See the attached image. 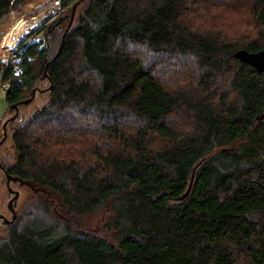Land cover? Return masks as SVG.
I'll return each instance as SVG.
<instances>
[{
    "label": "trees",
    "instance_id": "obj_1",
    "mask_svg": "<svg viewBox=\"0 0 264 264\" xmlns=\"http://www.w3.org/2000/svg\"><path fill=\"white\" fill-rule=\"evenodd\" d=\"M61 6L5 93L39 103L0 118V163L32 185L0 264H264V71L235 56L264 49V0ZM100 208L110 235L80 228Z\"/></svg>",
    "mask_w": 264,
    "mask_h": 264
},
{
    "label": "rangeland",
    "instance_id": "obj_2",
    "mask_svg": "<svg viewBox=\"0 0 264 264\" xmlns=\"http://www.w3.org/2000/svg\"><path fill=\"white\" fill-rule=\"evenodd\" d=\"M40 1L41 0H28L27 2L21 4L19 7H17L16 9L12 10L8 15H6L2 19V22L0 23V54L5 52L4 51L5 43L7 45H13V43L17 42V41L20 43V41H22L24 38H27V36H29L34 30L37 29V28H33V29L26 31L25 33H21L22 37L20 39H18L17 41H13L11 39V36H10L11 27L15 23L22 22L26 19L32 20L31 16L35 13V11L33 9L34 5L39 3ZM80 5L81 4H79V6ZM75 12H74V14H75ZM64 13H65V11H64ZM73 17H74V15H73ZM54 19H56V18H54ZM22 34H25V35H22ZM38 38H39V36H38ZM5 93L6 92L0 93V118H2V117L4 118V117L11 115V112L9 113L7 110V105L5 102ZM38 103H39V99L37 97V98H35V100L32 103L25 105L24 107H22L20 109V115L21 116H24L25 114L30 115L33 111H35L36 107L38 106ZM8 144H9V142L6 143V145H8ZM10 187H12L13 189H17L19 191V196L16 200V205H15V211L17 212V211H19L21 204L24 202V197L28 193V189L25 185H19L17 182H13V181L10 182ZM11 195H12V193H10V192L8 193L5 184L2 183L0 185V213H3L8 219L10 218V212L7 209V201L11 197ZM105 212L106 211L104 210V208H100L99 210L95 211L94 213H91L90 216L78 218L80 221V228H84L86 226L87 228H90L89 230L94 231L96 234H97V231L103 230L102 231L103 235L106 233L108 235H110V233L104 232L105 231L104 228L106 227L105 223H106V216H107V214ZM249 217L252 220H256L258 218L256 213H251L249 215ZM1 220L2 219H0V221Z\"/></svg>",
    "mask_w": 264,
    "mask_h": 264
},
{
    "label": "built area",
    "instance_id": "obj_3",
    "mask_svg": "<svg viewBox=\"0 0 264 264\" xmlns=\"http://www.w3.org/2000/svg\"><path fill=\"white\" fill-rule=\"evenodd\" d=\"M33 9L35 13L31 16L32 20L26 19L22 21L23 23H34L33 26L28 28V30L38 28L47 21L61 16L66 8L61 6V0H41L39 3L34 5ZM18 46V41L14 42L11 46L5 43V52L0 54V93L6 92V90L10 87L11 79L18 78L22 74L23 70L19 63L20 58L16 56ZM6 70H8L10 74L7 79L4 78Z\"/></svg>",
    "mask_w": 264,
    "mask_h": 264
},
{
    "label": "water",
    "instance_id": "obj_4",
    "mask_svg": "<svg viewBox=\"0 0 264 264\" xmlns=\"http://www.w3.org/2000/svg\"><path fill=\"white\" fill-rule=\"evenodd\" d=\"M75 7H76V5H73L71 7L68 27L70 26V24L72 22V17H73L74 12H75ZM235 56L241 62L252 66L256 71H258V72L264 71V49L259 50L257 52H248L246 50L239 49V50H237L235 52ZM45 74L46 73L44 71L43 76L41 77V79H43L45 77ZM49 87H51V85ZM36 92H38V91L36 89H34L32 91L31 96L29 98L20 101L17 105L13 104L12 106H10L8 108V112L9 113L10 112L12 113V111L14 110L13 111V115L10 116V120L15 119V117L17 116V114H18V106L19 105H27V104H29L34 99V96H35ZM5 124H6V121L3 123V128H5ZM3 138H5V133H4V137ZM3 173L5 175V185H6L7 191L12 193V195L7 201V209L10 212V218L8 219L3 213H0V219H2L4 222H11V221H13V219L16 216L15 205H16V200H17V198L19 196V191L17 189H13L12 187H10V182L11 181L17 182L19 185H24V184L30 185V186H32V185H31V183L29 181L22 180L19 177L10 175L4 169H3ZM191 180H192V176L190 178V184H191ZM190 184L188 185V187L186 189V192H188Z\"/></svg>",
    "mask_w": 264,
    "mask_h": 264
},
{
    "label": "bare ground",
    "instance_id": "obj_5",
    "mask_svg": "<svg viewBox=\"0 0 264 264\" xmlns=\"http://www.w3.org/2000/svg\"><path fill=\"white\" fill-rule=\"evenodd\" d=\"M34 23H23V22H17L15 23L10 30V36L13 41H17L21 37V33H25L28 28L33 26ZM24 35V34H23ZM11 46V45H9Z\"/></svg>",
    "mask_w": 264,
    "mask_h": 264
},
{
    "label": "flooded vegetation",
    "instance_id": "obj_6",
    "mask_svg": "<svg viewBox=\"0 0 264 264\" xmlns=\"http://www.w3.org/2000/svg\"><path fill=\"white\" fill-rule=\"evenodd\" d=\"M5 136H6V135H5ZM4 139H5V138L0 139V144H1L2 142L5 141ZM0 165H1L0 167H2L4 170H6L5 167H4L1 163H0ZM3 169H2V170H3ZM5 186H6V185H5ZM6 189H7V188H6ZM8 193H9V192H8ZM15 212H16V211H15ZM16 214H17V213H16ZM15 217H16V216H15ZM13 220H14V219H13Z\"/></svg>",
    "mask_w": 264,
    "mask_h": 264
}]
</instances>
